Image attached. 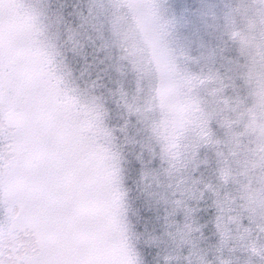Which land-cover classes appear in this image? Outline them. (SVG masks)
Here are the masks:
<instances>
[{"label":"rangeland","instance_id":"obj_1","mask_svg":"<svg viewBox=\"0 0 264 264\" xmlns=\"http://www.w3.org/2000/svg\"><path fill=\"white\" fill-rule=\"evenodd\" d=\"M203 2L200 47L164 6L201 0H96L99 72L68 40L89 0H0L3 258L51 254L34 177L63 151L105 264H244L264 236V0Z\"/></svg>","mask_w":264,"mask_h":264},{"label":"snow or ice","instance_id":"obj_2","mask_svg":"<svg viewBox=\"0 0 264 264\" xmlns=\"http://www.w3.org/2000/svg\"><path fill=\"white\" fill-rule=\"evenodd\" d=\"M96 6V0H89L87 8L76 13L79 22L68 23V40L73 44L74 50L83 55L86 68H91L98 62L99 72H104L107 70L105 59L110 57L103 55L108 46L102 38L98 35L94 39L92 36L93 31L99 33ZM164 7L189 42H195L192 37H196L200 41L199 46L205 47L200 36L206 20L207 5L203 0L196 6L165 3ZM84 41L91 42L95 47L96 55L91 60L83 51L86 48ZM214 55L215 50L209 49L207 56ZM8 147L10 152L19 151L15 145L9 144ZM34 179L38 193L37 203L47 214L53 241L51 254L39 264H105L101 258L91 254L100 243V226L84 189L51 160H46L40 166ZM259 228L264 233V225ZM241 247L246 253L244 264H264V236L246 239ZM0 264H25V261L20 257L5 259L3 253H0ZM220 264H229V261L222 259Z\"/></svg>","mask_w":264,"mask_h":264},{"label":"trees","instance_id":"obj_3","mask_svg":"<svg viewBox=\"0 0 264 264\" xmlns=\"http://www.w3.org/2000/svg\"><path fill=\"white\" fill-rule=\"evenodd\" d=\"M69 6H70V8H72L73 7V5H72V3H70L69 4ZM70 10V9H69ZM63 156H65V154H64V152L62 151V156H61V162L60 163H55V165H56V167L58 168V169H60L61 171H63L64 172V169L67 171V173H69L71 176H72V178H73V180H74V182L77 184V185H79V183H78V180L76 179V177L73 175V174H71L70 173V170H71V167H70V165H67L68 164V160H65L64 158H63ZM60 159V158H59ZM55 160H56V158H55ZM46 160H43V164H44V162H45ZM66 161V162H65ZM80 186V185H79ZM96 248H94L93 250H95ZM92 253H93V251H92ZM91 253V254H92Z\"/></svg>","mask_w":264,"mask_h":264}]
</instances>
